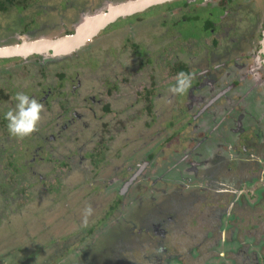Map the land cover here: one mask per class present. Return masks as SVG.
I'll use <instances>...</instances> for the list:
<instances>
[{"label": "flooded vegetation", "instance_id": "af4514ba", "mask_svg": "<svg viewBox=\"0 0 264 264\" xmlns=\"http://www.w3.org/2000/svg\"><path fill=\"white\" fill-rule=\"evenodd\" d=\"M186 1L194 3L201 10L211 9L212 6L211 10H216L217 14V28L221 30V34H224L225 37L229 35L230 40H225L227 41L226 44L219 45L214 43L208 46L212 51V53H209L211 55L209 58L210 64H207V62L206 64L202 63L197 58L198 55H193V61L191 62L194 64L196 62L195 70L197 72L188 71L191 86L183 94L174 95L172 93L160 92L162 91L160 90L161 87L175 84L176 74L181 70L182 63L175 66L170 72L166 70L164 75L162 73L157 74L152 68H149V58L145 61H140L136 67L131 68L126 73L114 71L107 74L105 72L102 75L104 78L101 80L103 94L97 100L95 95H88L84 98L79 96L78 90L82 87V82L85 78L81 81L77 77L75 79L72 78L70 81L68 80L70 75L66 74L67 80L65 82H72V88L68 89L64 87L63 82H61V87H58V73L54 71L55 82H53V85H46L48 83L42 82L43 72L45 73L44 76L48 74L50 78L53 75L51 72L48 73L51 63H46V65L39 63V61H43L46 53L44 55L41 54L43 57H40L42 58L30 61L29 63L24 62V60L34 55L39 56V54L31 52L26 56H0V66H4V69H2L3 75H8L7 82H3L2 86L0 85V143H2V146L6 144L9 146L12 142V146H18L21 149L26 143L38 144V150L35 149L37 151L36 154L28 159V163L33 162L36 164L32 172L36 176L37 184H39L36 185L40 189L38 192L42 191L40 185L45 182V174L42 172V169L47 171L55 170V177H57V175L61 174L60 172H63L58 167V164H61V161L64 160L65 164H61L64 168L72 166L74 160L80 159V163L93 167L96 174L109 168L112 169L108 185L103 187L107 192H110L102 201L108 205L103 220L110 218V220H113L112 222H117L121 226V229H124L123 239L130 240L132 244L130 245L131 248L128 246V251L115 258L117 262L123 260V264H189L201 263L205 260L204 264H218L219 259L226 257L225 252L218 251L219 254L216 253L219 243L227 241L232 243L237 240L238 242L235 241L237 247L236 254L233 257L234 264H261L257 255L254 257L256 251H249L247 239H254L255 241L253 240V242L258 247L260 242L263 241L262 244L264 243V239L262 240L260 237V231L252 233L254 231L257 232V230L256 228H250L249 223L251 220L249 212L242 215L239 214V216L234 215V206L236 205L237 210L240 207L253 210L252 206L254 205L256 213H258L255 217L264 216L263 209L261 212H258L260 207L263 206L264 208V183L261 182L251 192L253 196H257L255 197L256 199L247 198L246 200L239 201L238 198L234 199L230 196L236 195L239 192L247 193L249 190L248 185L252 186V181L258 177L264 182V86L258 87L260 81H264V51L262 49L264 48V14L262 12V15H260L261 13L259 14L256 11L259 4L264 3V0ZM173 2L175 0H166L148 6L144 10L136 11L133 14L120 16L100 32H107V29L110 27L114 28L115 32L119 31L124 34L126 38L124 42L125 44L128 42L127 46H132L139 50L140 47L135 42V38H131L130 36L132 35L131 31H127L130 28L128 26L140 23L144 17H141L139 14L151 7L157 4ZM188 2L187 5L189 6ZM176 5L174 7H181L179 4ZM184 7L187 6L184 5ZM194 9L197 12L198 8ZM242 12L245 14L243 17L241 15ZM184 15L182 12V17L186 18ZM194 18L197 19L198 15L196 14ZM122 21L124 22L119 25L117 24ZM206 22L213 24V21L209 19ZM226 26L229 29L227 32H224L222 29H225ZM27 31L24 30V32ZM216 34L219 35V32H216ZM34 36L33 38H25V40L33 41L39 38L38 34ZM20 41L6 42L4 45L0 44V46H5V44L14 45L20 43ZM195 46H197L198 52L201 53V45L195 43ZM186 49L188 47H181L182 53ZM73 52L71 51L68 54ZM62 55L67 54L61 53L56 56ZM10 61H14L13 66L10 64ZM119 63L120 67L124 64L121 59H119ZM21 64L26 65L27 68L32 67L37 69V73L28 84L24 82L25 80L18 71V66ZM10 66L12 67L10 68ZM118 70H121V68H118ZM73 81H78V84L74 85ZM124 82L126 88L127 85L128 87L131 86L128 94L133 99V105L139 108V113L134 116L137 122L133 127L141 126L140 128L148 132L149 129L152 131L154 126V128L158 126L163 127L162 129L165 130H158L152 136L142 135L144 132L141 131V134L134 135L133 139L131 138L130 140L128 138L130 142L127 144H124V140L123 143L121 141L119 145H116L120 141L119 135L121 132L125 133L127 129L126 125H129L131 121V119L128 120L127 116L123 115L121 120H115L114 118L110 124H101V129L93 131L91 136H85L84 130H90L88 129L89 121L95 119H91L90 115L93 113L94 116H97L94 105L100 106L102 116L99 120L107 117L109 114L105 112V107L109 106L111 109H116L112 107L111 102L117 104L120 98H122ZM158 89L159 91H157ZM201 90L206 95L204 93L198 94ZM17 91H23L29 96H34L43 104L37 130L23 138L10 136L6 128V121L3 118V113L15 106L14 95ZM229 91H234L233 93H227L229 95H238L235 91L242 94V97L236 98L234 101L235 109L238 110L240 108L243 112H246L251 106L248 116L249 119L253 118V122L257 124L259 139L256 142L250 135L244 134L242 135L243 142L238 145L241 147V150L246 149V153L240 151L233 152L236 156L233 160L225 157L226 154L223 155V153L210 161L204 159L200 164L196 162L198 161L197 157L193 154L197 147V139L193 135L196 133L200 135L201 133L197 126L195 130H193L195 127L190 130L184 126L185 124L190 126L192 123L189 118L193 117H189L188 112L193 111L191 109L197 105V102L206 100L208 95L211 96V93L215 95L216 92ZM146 96L152 98L153 101L146 100ZM198 96L199 98H197ZM162 97L167 101H174L179 106L175 107L177 111L173 115L171 113L172 116H170L167 104L165 106L159 104L163 100L159 98ZM240 99L241 101H239ZM241 104L242 108L240 107ZM145 105H151L152 110L150 112L148 110L143 112L142 107ZM254 109L257 110V114L255 115L252 112ZM198 111L199 108L196 109V112ZM241 117L242 115H235V118L241 119ZM257 117L258 122L255 119ZM80 120L81 122L79 123ZM170 120H174V127L176 126L180 130L169 141ZM196 124L201 125V122L197 120ZM181 127L185 128L181 129ZM200 131L203 130L201 129ZM185 137L188 138L186 139ZM75 140L76 142L83 141L81 146L84 149H81V146H69V153L72 150H76L80 152V155L73 152L66 159L60 158L62 156L56 153L58 148L55 143L58 141H65V143L69 141L71 144ZM90 144L93 146L89 148ZM122 145H130V148L131 146L134 148L127 153L123 163H108L109 157L106 150L113 148V152L109 156H113L116 160L120 157ZM183 147L187 148L184 149ZM175 149H180L181 153ZM1 150H3L2 147ZM171 150H175L172 152L174 155L179 154L172 165L169 162ZM250 152L253 155H250ZM13 156L15 157L14 154ZM48 167L50 168L47 169ZM173 169L178 174L177 178L181 182L178 186H182L183 188L176 187L177 184H174V187L171 188L169 186L170 183H167L173 180V177L170 176V172ZM68 170L66 169L65 171ZM80 170L84 173L88 171L82 167ZM127 175L129 176L128 178H126ZM138 176L150 179V184L148 183L149 180L143 179L141 184L135 185V189L131 193H128L129 187L135 183V179ZM55 177H50V182H53L51 180L55 179ZM8 180L9 177L5 173L3 185H6ZM213 180L223 183H220L222 187L220 193L222 194L217 199H215L217 197L216 190L212 186ZM162 182H165L164 186L158 189L157 187ZM29 185L32 186V184ZM243 185H246L248 189L241 188ZM94 186L99 185L95 184ZM186 187L189 188L188 191ZM257 191L260 193L258 194ZM24 194H27L26 190H24ZM246 195L250 197L248 193ZM260 197L262 199H259ZM249 202H251V205ZM124 206L127 208V216H125L124 212H121ZM177 209H179V212L176 211ZM187 213H195L191 218L192 229H190L191 226L186 221ZM123 216L128 219L123 220ZM230 221L231 223H229ZM236 221L244 224L242 227L243 238L241 239L238 237V234L235 236L233 226H230L233 223L237 224ZM183 224L189 227V232L185 230ZM189 237L197 241L190 240ZM240 241L242 244H240ZM70 242L66 241L64 249L72 248ZM107 245L108 249L104 250L103 246L98 248L94 247V245L88 247L87 250L89 252L84 253L88 257V261L95 260V264H120L114 260L113 263L105 262V260L109 259L105 254L106 251L109 252L110 248L113 247L111 243ZM25 248L24 246L19 247V252L21 253ZM30 248L34 249L36 247L34 244H31L28 249ZM259 249L262 250L263 248L259 247ZM136 252L140 253L141 262H139ZM109 254L112 256L110 252ZM219 255L221 258L217 257ZM216 258L217 261H215ZM2 262L6 264L5 261ZM78 264H81V262L78 261Z\"/></svg>", "mask_w": 264, "mask_h": 264}, {"label": "rangeland", "instance_id": "374dc122", "mask_svg": "<svg viewBox=\"0 0 264 264\" xmlns=\"http://www.w3.org/2000/svg\"><path fill=\"white\" fill-rule=\"evenodd\" d=\"M123 1L124 0H37L34 6L37 8V10H41L42 14H37L35 11H32V13L38 17V25L31 26L30 30L24 32L25 29H22V27L19 26L17 19L13 18L14 16L9 11L10 17L4 16L3 18H0V44L4 45L6 42H17L18 40H21V36L23 35L26 36V38H33L35 37L34 35L38 34L39 38L46 37L49 39H55L65 34L74 33L76 27L81 22V20H83L85 15L97 12L99 9L104 8L107 3H117ZM187 2L188 1L186 0H175L173 3L157 4L156 6L151 7L147 11L139 14L144 18L141 19V22L138 24L131 26L129 25L128 27L130 28H128L127 31H131L132 35L130 36L131 38H135V42L139 45L140 51L138 48L127 46L128 42L125 44L124 41L126 38L124 34L119 31L115 32L114 28L110 27L107 29V32L99 31L100 33L98 32L92 41L85 43L79 50L73 52L74 54L71 53L62 56H42L44 59L43 61H39V63L41 65L51 63V68L48 69V73L51 72L53 75H51L50 78V76L46 74L47 76H43L45 79H41V81L48 83L46 85H53V82H55L54 71H62L64 74H69L70 77L68 80L70 81L72 78L75 79L78 77V80L81 81L85 78L82 82V87H80L78 90L79 96L84 98L88 95H95L96 99L98 100L101 98V94H103L101 89V80H103L104 76L102 75L105 74V72H107V74L114 71L126 73V71L136 67L140 61H145L148 58L150 59L149 68H152L157 74L162 73V75H164L166 70L170 72L171 69L181 63L188 66L191 72H197V70H195L196 62L195 64L191 62L193 61V55H198L197 58L202 63L206 64L207 62L208 64L209 58L211 56L209 53H212L208 46L214 43L219 45L226 44L227 41L225 40H230V38L229 35L228 37H225L224 34H221V30L217 28V14L216 10H211L212 6L211 9L209 8L201 10L200 7H196L197 5H194V3L192 4L188 2V6ZM176 4H179L181 7H174ZM184 5L187 7H184ZM194 8H198L197 12H195ZM256 11H258L259 14L261 13L260 15H262V12L264 14L263 2L259 4L258 10ZM182 12L185 14L184 16L186 18L182 17ZM196 14L198 15L197 19L194 18ZM241 15L243 17L245 15L244 12H242ZM30 19L31 18L29 15L28 21H30ZM208 19L213 21V24L207 23L206 21ZM123 22L124 21L117 24L119 25ZM228 29V26H226L225 29L222 30L227 32ZM216 32H219V35L216 34ZM195 43H199L201 45V53L198 52ZM181 47H188V49L182 53L183 50H181ZM40 56L41 55L31 56L24 60V62L29 63L30 61L38 60L42 58ZM119 59L123 60L124 62L123 66L121 67ZM10 64L14 65V61H10ZM12 66H10V68ZM18 67V71L25 80L24 82L26 84H28L37 73L36 68H27L26 65L23 64L19 65ZM118 68H121V70H118ZM2 69H4L3 65L0 66L1 86L3 85V82H7L6 79L8 77L7 74L3 75ZM6 69L8 68L6 67ZM62 82L65 85L64 87L68 89L72 88V82L66 83L64 80ZM73 84L77 85L78 81H73ZM123 84L122 91L124 93L121 95L122 98H120V101L117 102V104L111 102V105L113 108H116L114 111L123 113V115L127 116L129 120L133 119L134 116L139 113V108L133 105V99L131 95L128 94L131 86L128 87L127 85L126 88L125 82ZM172 85L173 84H170L168 87H161L160 90L162 91L160 92L171 93L169 89ZM157 91H159V89ZM163 97L159 98L163 99L159 102V104L164 106L167 104L170 109V116H172L177 111V109L174 108L179 106L176 105L174 101H167ZM197 98H199V96ZM99 109V105L95 106L94 110L97 115L98 113H101ZM252 111L257 114L256 109ZM111 115L112 116L107 115L105 119L114 118V114L111 113ZM211 117L212 115L209 113L205 115V118L208 120H211ZM90 118H97V116H94L93 114V116ZM231 121V119H228L222 122L220 126V128L226 126V128L223 130V133H226L227 137H230L236 130H232V126H229ZM82 125H84V123H82ZM194 126L195 123L192 122L190 124V130L193 129ZM140 127L141 126H126L127 129L125 133L121 132L119 135L120 141L118 144L116 143V145H119L121 141L123 143L124 140V144H127L130 142L131 138L133 139L134 135H140L141 131L144 132L142 135L152 136L153 133L158 130H165L162 129L163 127L158 126L157 128H154V126L153 130L150 131L149 129L148 132L147 130H144ZM97 131H99V129H97ZM177 131L179 132L176 126L172 129L169 128V133L171 134L178 133ZM216 134L217 130L212 132L213 136ZM244 134L249 135L248 131H244L243 135ZM185 138L187 139L188 137ZM66 143L65 141H58L55 143L58 148L56 153L61 154L62 156L60 158L66 159V157L73 152H75L77 155H80V152L76 150H72L69 153V146H81L83 141L71 143L69 145ZM12 144L13 143L11 142L9 146H7V144L2 146V143H0V152L2 147L4 151H10L16 157H19V159H15L12 155L10 157H0V264H4L2 261H5L6 264H61L62 260H65V258L58 260L57 257L62 256L60 252L64 249V244L66 241H71L70 244L72 248L69 250L72 252L77 251L76 254L78 256H80L81 252H89L87 248L92 247L93 245L96 248L103 246L104 250L108 249L107 244L111 243V245H114L119 241H122L127 247L129 246V248H131L130 245L132 244L130 240L119 239L123 236L124 229H121V226H119L117 222H112L113 220H110V218L103 220L108 205L106 202L102 201L104 198H106V195L110 194V192H107V190L103 187L108 185V179L111 176L112 169L109 168L108 170L96 174L93 167L88 164L85 165L80 163V159L74 160L72 162V166L68 168H64L61 164H58V167L63 172L59 171L61 174L57 175V177H55V170L47 171L42 169V172L45 174V182L41 183L40 186L42 191L38 192L40 189H38L39 187L36 185L39 184H37L36 176H34L32 172V169H34L36 164L33 162L28 163V159L36 154L37 151L35 149L38 150V144L26 143L23 145L22 149L18 146H12ZM52 146H54V144H52ZM92 146L93 145L90 144L88 147L90 148ZM133 148L134 147L132 146L130 148V145H122L120 157L116 160L113 156H109L112 154L113 148L106 150V153L109 157L107 162L111 164L113 162L116 164L123 163L127 153H129V151ZM81 149H84L83 146H81ZM180 149L175 150H179L178 152L181 153ZM20 151L21 153H18ZM174 151L171 150L169 154L170 165H172L179 156V154L174 155L172 153ZM44 153L46 154V152ZM21 160H24L23 162L25 164V169L22 173L26 171L24 173L26 175V179L22 177L23 174L21 172L15 171V167H18L19 163H21ZM9 161H11L12 164H9ZM44 165H46V163H44ZM20 167L18 169H20ZM81 167L88 171L84 173L80 170ZM49 168L50 167L47 169ZM66 169L69 170L65 171ZM27 170L30 172H27ZM12 172H14L15 176H12L11 178L9 175ZM5 173L8 175L9 180L6 185H3ZM170 176L173 177V180L167 182L170 183L169 186L172 188L174 187V184H177L176 187H180L178 185L181 182L177 178L178 174L174 169L170 172ZM50 177H55V179L51 180L53 182H50ZM128 177L129 176L127 175L126 178ZM143 179L149 180L148 183L150 184V179L138 176L137 179H135V183L131 184L129 187L130 189L128 190V193H131V191L135 189V185L141 184ZM261 182L264 183L258 177L252 181V186H249L250 184L248 185L249 190L247 193L250 197L246 195L247 193L244 194L239 192L236 195H231V198H238L239 201L243 199L246 200L247 198L256 199L255 197L257 196H253L251 192L255 190V187ZM164 183L165 182L160 183L157 188L159 189L160 187L164 186ZM29 184H32V186ZM95 184L99 186L95 187ZM180 188L183 187L181 186ZM244 189H248L246 185L244 186ZM24 190H26V195L24 194ZM188 190L189 188H187V191ZM217 190L222 191V188L217 187ZM221 194L222 193H217V197L215 199L220 197ZM261 197L259 199H262ZM249 203L251 205V202ZM89 206L92 209V213L88 216L87 225H84L82 224V218L85 215V210ZM252 207L253 210L243 209L242 207L237 210L235 205L234 215L239 216V214L242 215L246 212H249L251 220L249 223L250 228H256L257 230V232L254 231L252 233H258L260 231V237L263 240L264 216L255 217V215L258 213H256L257 211L254 205ZM262 209L264 210L263 206L259 208L258 212H261ZM176 211L179 212V209ZM121 212H124L125 216L128 214L127 208L125 206L122 207ZM187 214L186 221L191 226L190 229H192L193 225L191 223V218L195 213ZM125 216H123V220L128 219ZM229 223H231V221ZM234 223L230 226H233L235 236L238 234L240 239L243 238L242 227L244 224H240L239 222H237V224ZM183 225L185 226L186 231L190 230L187 225ZM225 226L227 227V225ZM189 239L197 241L192 237H189ZM253 240L254 239L252 238L247 239L249 251H256L254 257L257 255L259 263L264 264V243L262 244V241L259 244V247L263 248L261 250L259 249L258 245H255ZM235 241L232 243L228 241L219 243L216 253L219 254V252H225L226 257L219 259L217 262L218 264H234L233 257L236 254L235 251L237 247ZM31 244H34V246L40 248L41 252L38 253L34 258H26V256L23 254V250L21 253L19 252V247L24 246L26 247L24 250L27 251ZM240 244H242L241 241ZM115 246L117 247V243ZM82 248L83 250H81ZM136 254L137 258H139V262H141L142 258L140 259V253L136 252ZM217 257L221 258L220 255ZM74 261L75 260H66V263L72 264ZM215 261H217V258ZM204 262L205 260L201 263L204 264Z\"/></svg>", "mask_w": 264, "mask_h": 264}, {"label": "clouds", "instance_id": "9594fccd", "mask_svg": "<svg viewBox=\"0 0 264 264\" xmlns=\"http://www.w3.org/2000/svg\"><path fill=\"white\" fill-rule=\"evenodd\" d=\"M24 37L26 38V36ZM76 50H79V48ZM38 54L41 55V53H38ZM64 54H68V53H64ZM201 74L203 75V73ZM190 86H191L190 75L184 72H179L177 73L175 84L172 85L169 90L174 95L183 94ZM260 86H264V81H260V84L258 85V87ZM233 92L234 91L221 92V93L216 92L215 95L211 93V96L208 95L206 100L198 101L197 105L193 109H191L193 111L188 112L189 117H193V118L196 117L199 119L198 121L201 122V125H205V122L200 120V116L205 117L207 113H209L210 115H215L217 112H219V107H223L225 109L227 113L224 112V114H220L218 116L221 119V124L222 122L228 119H231L232 121L229 124V126H232V130L236 129L235 132L230 137H227L226 133H223V130L225 129L224 127H221L219 129H213L212 131H209L203 128L207 133L204 136L203 134H200V135L198 134L200 136V140L197 139V147L200 145L201 142L208 139V141H212L216 145H222L225 148V150L228 152L225 155V157L232 159V160L236 157L234 153H236L237 151L244 152V153L247 152L246 149L241 150V147L238 145L241 142H243L242 135L244 131H248L250 137L253 138L255 141L259 139L257 124L253 122L252 120L253 118L249 119V116H248L249 111H251L250 110L251 106L246 112H243L242 109L240 108H238V110L235 109L234 101L236 98L242 97V94H240L238 91H235L238 95L227 94V93H233ZM202 93H204L202 90L198 92V94H202ZM14 99L16 101L15 106L6 110L3 113V118L6 121V128H7L9 135L14 136L16 138H23L25 136L30 135L36 130L37 124L41 118L43 104L40 101H38L34 96H29L27 93L23 91H17L14 95ZM239 101H241V99ZM242 104L240 105L241 108H242ZM198 108H199V111L196 112V109ZM196 114H199V116H197ZM237 114L242 115L241 119L235 118V115ZM220 119L215 118L216 120L215 122H219ZM255 119L258 122V117ZM194 123L197 127L201 126V125H197L196 122ZM182 128L184 127H181V129ZM216 130H217V134L213 136L212 132ZM250 155H253V154L250 152ZM217 157H219V154L215 155L212 159H216ZM242 188L244 189V187ZM214 189L216 190L215 191L216 193L219 192L217 188H214ZM257 193L259 194L260 192L257 191ZM91 213H92V209L89 206L85 210V215L82 218V224L87 225L88 216L91 215Z\"/></svg>", "mask_w": 264, "mask_h": 264}, {"label": "water", "instance_id": "95a60500", "mask_svg": "<svg viewBox=\"0 0 264 264\" xmlns=\"http://www.w3.org/2000/svg\"><path fill=\"white\" fill-rule=\"evenodd\" d=\"M166 0H127L124 2H117V3H107V5L104 8L99 9L97 12L89 15H85L83 20L78 24L76 27L74 33L66 34L62 36L61 38L57 39H49L50 41H65L68 40L69 38L72 37V39L75 41L74 43L69 42L67 46L64 49H61L58 52H54V49L52 48H43L40 50L37 49H31L30 51H21V52H11V53H5V51L9 50L12 47H18L22 45L24 42H29L25 41V37H21L20 43H16L14 45H5V46H0V56H15V55H23L26 56L28 53L31 52H36V53H41L45 54V56H50L61 54V53H70L71 51H75L82 45H84L87 41L92 40L93 37L101 30L105 29L106 26L109 23L114 22L117 20L118 17L120 16H125L129 14H133L136 11H141L147 8L148 6H151L156 3H160ZM88 30H91L90 32H87ZM77 38V40H76ZM44 38L33 40V41H39L43 40ZM30 41V42H33ZM264 51V48H262ZM5 53V54H3ZM220 115L219 112H217L215 115H212L210 120L206 119L203 116H200V120L205 122V125H201L202 128L212 131L213 129H219L221 126V119L218 117ZM199 116V114H197ZM215 118H219V122H215ZM190 121L196 122L199 120L198 118H189ZM208 120V121H207ZM213 120V121H212ZM186 128L190 129V126L187 124Z\"/></svg>", "mask_w": 264, "mask_h": 264}, {"label": "trees", "instance_id": "16d2710c", "mask_svg": "<svg viewBox=\"0 0 264 264\" xmlns=\"http://www.w3.org/2000/svg\"><path fill=\"white\" fill-rule=\"evenodd\" d=\"M35 2H37V0H0V18H3L4 16L10 17V14H9V11H10L11 14L14 16L13 18L17 19V22H18L19 26L22 27V29H25L27 31V30H29L31 28V26L38 25V23H37L38 17L34 13H32V11H35L37 14H42V11L39 10V9L37 10V8L34 6ZM29 15H30V18H31L30 21H28ZM181 65L182 66H181V70L180 71L188 74V71H189L188 66H185L184 64H181ZM178 70H179V68H178ZM57 73H58V80H59V81L57 80L59 82L58 83V87H61V82L63 80L64 81L67 80V78L65 77L66 74H64L62 71L57 72ZM44 75H45V73L43 72V76ZM43 79H44V77L42 78V80ZM146 100H149V101L152 100L153 101V99L148 97V96H146ZM94 107H95V105H94ZM142 110H143V112H145L146 110H148L150 112L152 110V106L151 105H145V106L142 107ZM99 111L101 112V109H99ZM169 111H170V109H169ZM105 112H107L110 116H112L111 113H113L114 114L113 116H114L115 120L116 119H120L121 120L122 117H123V113H121L119 111H115L114 112V109H111L109 106L105 107ZM92 114L90 116H93ZM101 116H102V114L98 113L97 118H95L94 120H90L89 121V128L88 129H90V130H84L85 136H88V137L91 136L93 131H97V129H99V130L101 129V124H103V123L110 124V122L112 120H114V118H112V119L103 118V119L99 120V118ZM80 122H81V120L79 121V123ZM136 122H137V120H135V118L131 119V121L129 122L130 123L129 125H131L133 127V125H135ZM173 122H174V120L173 121L170 120V125H169L170 129L174 128V123ZM129 125H126V126H129ZM79 126H80V124H79ZM169 134H170L169 137H168L169 141L172 140L177 135V133H172V134L169 133ZM77 142H80V141H77ZM77 142H76V140L74 141V143H77ZM67 144L69 145L70 142L68 141ZM174 145H175V142H174ZM18 153H21V151L18 152ZM0 155H1L0 157H2V158H3V156H6V157H10L11 155L13 156V154L10 151H3V150H1ZM14 158L15 159H19L18 156L17 157L15 156ZM23 161L24 160H21V163H19L18 167H15L16 169L14 168L15 171L21 172V173L24 171V169H25L24 165L25 164H24ZM9 164H12L11 161H9ZM20 164H21V167H20ZM61 164H65V160L61 161ZM19 167H20V169H18ZM67 167H68V165H67ZM27 172H28V170H27ZM24 173H22L23 175L22 174L21 175H22V177L25 178L26 175ZM12 176H15L14 172H12L9 175V177H11V178H12ZM212 186L214 188H216L218 186V182L217 181L212 182Z\"/></svg>", "mask_w": 264, "mask_h": 264}, {"label": "crops", "instance_id": "0c3cea01", "mask_svg": "<svg viewBox=\"0 0 264 264\" xmlns=\"http://www.w3.org/2000/svg\"><path fill=\"white\" fill-rule=\"evenodd\" d=\"M227 113L225 111V109L223 107H219V113L220 114H224ZM195 128L193 130L196 129V125L194 126ZM224 128H226V126H224ZM199 132L201 134H203V136L207 133L202 126L198 127ZM203 131H200V130ZM193 137L195 139H199L200 140V136H198V133H196L195 135H193ZM184 149L187 147H183ZM189 148V147H188ZM224 153V154H223ZM228 152L225 150V148L222 145H216L214 144L212 141H208V139L204 140L203 142L200 143V145L195 149V152L193 153L195 155V157H197L196 162L198 163H202L203 160L205 159L206 161H210L215 155L217 154H227ZM204 167V166H202ZM215 180H213L212 182H214ZM217 181V180H216ZM223 184L222 182L218 181V186L217 187H221V184ZM217 193H220L217 192ZM119 239H123V237L119 238ZM116 242V241H115ZM117 243V247L115 246ZM114 245H111L113 247L110 248V253L112 254V256L109 254L108 251H106V256L109 257V259L105 260V262L107 263H113V260L115 261V258L118 257L119 255H122L123 253H125L126 251L129 250V248L127 246H125V244L122 241L116 242ZM110 244V243H109ZM36 248H30L27 251L24 250L23 254L24 256H26V258H34L38 253L41 252L40 248H38L37 246H35ZM62 256H58L57 259L61 260L62 258H65V260H62L61 264H68L66 263V260H70V261H74V263L72 264H78V261L81 262V264H86V263H91V264H95L96 261H88V257L84 254L86 253L81 252L80 256H78L76 254V252H72L69 249H63L61 252ZM116 263H120L123 264V260L122 261H115Z\"/></svg>", "mask_w": 264, "mask_h": 264}, {"label": "bare ground", "instance_id": "6f19581e", "mask_svg": "<svg viewBox=\"0 0 264 264\" xmlns=\"http://www.w3.org/2000/svg\"><path fill=\"white\" fill-rule=\"evenodd\" d=\"M90 31L91 30H88L87 32H90ZM61 37L62 36L57 37V38L59 39ZM57 38H55V39H57ZM76 40H77V38H76ZM69 42L74 43L75 41L72 39V37L69 38L68 40H65V41H63V40L62 41H60V40L50 41L49 38L45 37L43 40H39V41L24 42L22 45H20L18 47H12L8 51L6 50L5 53H11L14 51H17V52L27 51L28 52L31 49L40 50V49H43L44 47L45 48H52V49H54V52L56 53V52L60 51L61 49H64ZM5 53H3V54H5ZM53 56H55V55H53Z\"/></svg>", "mask_w": 264, "mask_h": 264}]
</instances>
